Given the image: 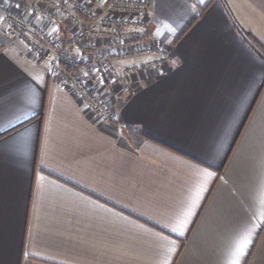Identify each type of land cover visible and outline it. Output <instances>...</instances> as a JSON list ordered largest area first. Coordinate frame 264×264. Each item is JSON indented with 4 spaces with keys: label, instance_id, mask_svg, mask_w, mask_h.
<instances>
[{
    "label": "crops",
    "instance_id": "crops-1",
    "mask_svg": "<svg viewBox=\"0 0 264 264\" xmlns=\"http://www.w3.org/2000/svg\"><path fill=\"white\" fill-rule=\"evenodd\" d=\"M90 1V0H89ZM174 50L102 123L0 23V264H264V0H148ZM93 58L34 0H0ZM104 83V84H103Z\"/></svg>",
    "mask_w": 264,
    "mask_h": 264
},
{
    "label": "built area",
    "instance_id": "built-area-1",
    "mask_svg": "<svg viewBox=\"0 0 264 264\" xmlns=\"http://www.w3.org/2000/svg\"><path fill=\"white\" fill-rule=\"evenodd\" d=\"M59 15L73 40L95 39L115 51L102 49L93 58L68 53V42L58 40L0 3V23L12 38H24L31 52L47 66L49 76L73 90L82 105L102 123L117 118L115 97L102 92V82L124 92L133 89V77L144 66L162 69L174 59L173 48L148 32L152 5L148 0H34ZM146 59L139 65L120 66L119 60ZM104 84V83H103ZM112 97V98H111Z\"/></svg>",
    "mask_w": 264,
    "mask_h": 264
},
{
    "label": "trees",
    "instance_id": "trees-1",
    "mask_svg": "<svg viewBox=\"0 0 264 264\" xmlns=\"http://www.w3.org/2000/svg\"><path fill=\"white\" fill-rule=\"evenodd\" d=\"M245 35L248 38V41L252 43V45L256 48L257 51L264 52V48L251 35L247 33Z\"/></svg>",
    "mask_w": 264,
    "mask_h": 264
},
{
    "label": "rangeland",
    "instance_id": "rangeland-1",
    "mask_svg": "<svg viewBox=\"0 0 264 264\" xmlns=\"http://www.w3.org/2000/svg\"><path fill=\"white\" fill-rule=\"evenodd\" d=\"M114 97V96H113ZM112 98V97H111Z\"/></svg>",
    "mask_w": 264,
    "mask_h": 264
}]
</instances>
